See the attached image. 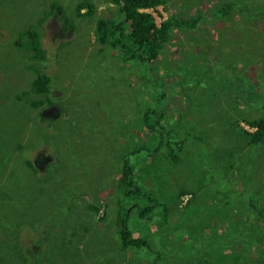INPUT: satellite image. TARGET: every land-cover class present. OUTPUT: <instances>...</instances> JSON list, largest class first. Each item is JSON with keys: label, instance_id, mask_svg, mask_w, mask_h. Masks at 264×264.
Masks as SVG:
<instances>
[{"label": "rangeland", "instance_id": "rangeland-1", "mask_svg": "<svg viewBox=\"0 0 264 264\" xmlns=\"http://www.w3.org/2000/svg\"><path fill=\"white\" fill-rule=\"evenodd\" d=\"M164 1V5L150 9L157 26L173 16L182 21L192 19L176 30V39L162 55L164 64L159 66L170 62L173 64L170 72L179 75L178 79L174 76L164 79L162 91L154 72L147 71L143 63L123 57L120 47L102 48L96 43L99 19L116 22L122 18L119 8L109 0H0V97L6 94L0 101H4L0 105V138H3L0 141V184L7 188L0 186V243L17 236L8 229L16 224V217L27 214L31 220L38 214L41 223L31 226L28 234L22 235L25 250L12 264H118L123 254H118L120 242L114 234L116 230L109 225L114 219L106 227L98 220L100 213L94 218L88 216L95 215L89 207L104 205L107 201L102 189H108L110 177L114 178L121 154L141 147L143 151L137 158L132 157V161L139 162L136 172L144 176L141 182L146 189L144 193H152L160 204L157 208L174 204L176 193L189 189L203 190L206 202L205 206L195 200L189 206L192 210H202L205 206L212 218L226 212L227 223L221 221L217 231L203 232L210 236L219 232L220 236L228 237L226 227L232 229L239 222L241 207L238 203L245 190L244 183L253 189L263 182L264 153L258 152L256 160L252 159L240 128L253 131L243 119L252 115V111L244 109H249L247 106L256 99L248 96L246 103L239 104L240 94L235 92L239 86L225 85L221 89L220 85L235 80L237 73L231 72L225 78L226 68H221L223 65L219 63L223 55L217 59V53L211 51V47H202L201 43L218 40L221 52L237 47L238 55L229 57L231 64L244 62L256 67L258 61L264 63V23H258L257 28L222 31L217 39L216 25L224 19L213 17L210 9L228 0ZM87 3L93 6L94 13L87 17L90 10L84 7L77 15L78 5ZM55 5L62 11L56 8V13L52 14ZM43 17L46 18L42 31L48 60L41 67L53 77L52 91L57 97L40 111L45 116L58 113L54 116L59 118L54 121L58 122L54 128L38 121L37 109L23 113L24 121H21L9 107L16 96L23 109L38 98L31 91L35 73L30 68L31 64H38L24 60L14 42L26 25H37ZM194 19L198 21L192 24ZM68 22L72 23V29L67 26ZM253 57L256 60L249 63ZM206 65L214 73L212 79L208 78L206 69L201 72ZM245 75L252 82V74L247 71ZM244 86L250 87L248 82H244ZM217 87L219 91L228 90L226 93L230 96L214 97L212 91ZM23 92H28L29 97L22 96ZM231 98L239 107L231 109V115L226 117L222 114L223 108L233 103ZM146 111L148 124L144 121ZM29 117L31 119L26 121ZM156 121H161V125L152 132L155 137H149L152 133L146 131L147 134L142 135L144 139L138 140L141 126L154 125ZM230 121L231 126L239 127L226 129L225 122ZM168 132L174 139L171 151L167 147L157 151L158 142H168ZM22 133L25 139L21 141ZM21 143L24 146L21 153L17 151V159H8L11 154L2 146L15 148ZM168 150L174 153L172 160L165 155ZM27 160L34 166H27ZM5 173L12 175L6 184L2 183ZM65 177H70L68 184L77 188L66 202L64 195H59L67 191V188L60 190ZM135 197L138 207L132 211L129 223L143 232L139 212L155 202L145 197L135 200ZM187 198L183 196L181 201L184 203ZM57 200L60 206L67 208V215H50L51 208L59 206ZM8 206L15 208L13 214ZM4 207L8 211L3 214ZM7 214L11 218L3 217ZM17 232L19 236V228ZM179 238L173 236L171 248L168 244L158 246L154 240L155 248L132 250L124 254L126 263L150 264L161 256L159 264H193L196 251L187 241V234ZM33 252L37 255L35 259ZM5 253L0 244V258Z\"/></svg>", "mask_w": 264, "mask_h": 264}, {"label": "trees", "instance_id": "trees-1", "mask_svg": "<svg viewBox=\"0 0 264 264\" xmlns=\"http://www.w3.org/2000/svg\"><path fill=\"white\" fill-rule=\"evenodd\" d=\"M254 1L255 3L250 5V3ZM109 2L119 8L122 18L120 20H115L116 22H111L106 18L99 19L96 28V43L99 42L102 48L109 47L114 49L120 47L119 49L123 51V57L128 60L137 59L140 63H143L147 71L154 72V76L158 78L159 85L161 86L159 89L161 90L162 87L164 88V79L169 80L172 76L178 79L179 75L177 73L170 72L171 66H173L172 63L168 62L165 66L159 65L161 63L164 64L162 55L165 50L169 49L170 45L173 44V40L176 39L178 33L176 30L186 26L184 23L185 21L191 23L192 17L183 19V21L181 19L180 21L175 16L169 17L164 20L160 26H157L153 14L148 10L156 9L159 6L164 5V0H109ZM84 7H88V10H90L87 11V17L94 13L93 6L91 4L88 5L87 3L78 5L76 9L77 15L80 14ZM56 8L58 12L62 11V8L55 5L53 6L52 14L56 13ZM210 11L213 17L224 19L223 22L216 25L217 39L222 31L228 29L230 31H233L234 29H247V27L257 28L258 23H264V18L261 19L264 17V0H261V3L258 2V0H228L221 3L219 6H214ZM198 17L199 19L201 18L200 16ZM45 20L46 18L43 17L37 25H26L25 29L19 32L18 37L14 42L18 45V49L21 50L24 60H27L29 63L33 62L38 64V66L31 64V69L35 73V79L31 83V91L34 93V97L38 98L31 101L28 107L23 109V104L17 96H14L16 101H12L9 107L13 114L19 119H22L21 121H24L22 118L23 113H28L30 109H37V116L40 119L38 121H43L46 124V127L50 126L51 128H54L58 123H54V121L59 118L45 116L40 111V108H43L45 104L46 106L51 105L53 103L52 99L57 97L52 91L53 77L48 75L41 67V65L48 60V54L45 50L47 47L45 46L44 33L42 31V25ZM195 21H198V19H194L192 24L193 22L195 23ZM67 26L72 29V23L68 22ZM213 43L209 40L204 42V44L201 43V45L202 47H211V51L217 53V59L219 55H223L221 56L222 59H219V63L223 65L221 68H226L223 72L225 78L228 77L231 72L237 73L236 79L223 82L220 85V87H222L221 89H223L225 85L229 87H233V84L239 86L236 90L234 89L236 93L240 94V96L237 97L239 99V104L246 103L248 96L256 99L255 103L250 102L251 105L247 106L249 109H244L252 111V115L249 117L245 116L243 119L247 126L253 131H248L240 127L242 129V138L248 144V152L252 154V159L256 160L258 152L264 153V63L260 60L256 64V67H253L250 63L256 60L255 57H253V59L249 61L250 64L239 62L236 65H232V60H230L229 57L238 55L237 47L232 48L231 51L225 50V52H221L219 50L221 45L218 43V40ZM215 44L217 46H214ZM206 61L207 60H205V62ZM207 63L212 64L209 60ZM208 67L209 65L202 67L201 72L204 69L209 71L207 69ZM184 71L183 68L182 72ZM247 71L253 76L252 82L249 77L245 75ZM213 74L212 71H209L208 78L212 79ZM161 76L164 78H161ZM244 82H248L250 87L244 86ZM215 91H217V93H215ZM212 92L214 97H219L221 94L229 95V93H226L228 90H226V92L223 90L219 91V87ZM5 96L6 94L2 93L0 101ZM22 96L29 97V93L23 92ZM40 96L42 98H40ZM231 99L234 100L233 103L230 106L223 108L222 114L226 115V117L231 115V109L236 108V106L239 107L238 102L234 98ZM3 102L4 101L1 103ZM58 106L61 105L59 104ZM243 107L245 106H242V108ZM60 108L61 107H59V109ZM152 113L157 114V112ZM28 119L31 118H26V121ZM144 121L146 124L150 122V119L147 116V111L145 113ZM160 125L161 121H156L154 125H145V127H142L140 131L141 138H138V140L144 139L142 135L145 136L147 134L146 131L152 133ZM236 126L239 127V125L231 126V121L225 122V128L227 129L228 127V130ZM21 135L22 141L25 138L23 133ZM155 135L156 134L152 133L148 136L155 137ZM171 137V132H168V142L165 144V141L161 140L158 142L156 150L158 151L165 147L170 150L172 141L174 140ZM2 139L3 138H0V141ZM21 146H24V144L21 143V145L15 148L6 145H3L2 147L11 154L7 158L13 160L17 159V151H20L21 153ZM169 150L165 155L172 160L174 153L169 152ZM142 151L143 147L120 156L118 162L119 165L117 166L114 178L110 180L108 189H102L107 196V201H104V205H91L89 207L95 215L91 214L88 216L94 218L100 213V215H98V220L101 223L103 222L106 227L108 222L111 219H114V223H110L109 225L116 230L114 234H116V237L120 242L118 254H123V256L120 255L118 264H127L125 256L132 250L136 252V250H142L144 248H155L154 240L158 243V246L168 244L171 248V240L173 236H178L179 238L185 234H187V241L189 240V243L192 244V248L196 251L192 257L193 264H264V180L262 183L254 186L253 189L244 183L243 189L245 190L243 191V194L240 195L238 203L241 207L238 219L239 222L234 224L232 229L226 227L228 237L220 236V234H218L219 232L210 236L209 233L204 234L203 232H208L212 229L217 231V228L221 225V221L223 224L227 223V221L224 220L225 217L227 219L226 212H219L217 216H214L213 218L210 217L205 209L206 202L203 190L192 191L189 189L178 191L174 198V204H166L163 208H157L160 204L151 195L152 193L150 191L144 193L146 189L141 185L144 176L136 172L138 171L139 162L136 160L134 162L132 161V157L137 158ZM14 154H16V156H14ZM258 159H260V155L258 156ZM25 164L29 167L34 166L33 162L30 160H27ZM11 176V174L9 176V173H5L2 177V183L6 184L7 179ZM69 181H71L70 177H65L64 181H62L64 185L60 190L64 191L63 189L67 188V191L62 194L64 195L63 200H67L72 194H74L72 193L75 189L74 185H71V183L68 184ZM0 186L4 187L2 184H0ZM5 189L7 190V188ZM8 193L10 194L11 192L8 191ZM8 193L5 192V194ZM185 195L191 197L186 203H183L181 198ZM134 197L135 200L145 197V200L155 202L154 205L146 206L139 212V217L143 219L144 223V225H142L144 228L143 232L134 229L129 223V217L131 216L132 211L138 207L137 203L134 201ZM195 200L202 201L205 204L202 210L195 208L192 210V207L189 208L190 204ZM114 202H116V204ZM129 202L132 204L128 205ZM210 202L211 201H208V203ZM229 204L230 202L228 205ZM180 205L184 207H180ZM8 207L12 208L13 214L15 208L11 206ZM56 208L57 207L51 208V216H65L57 214ZM26 210H29V208ZM7 211V208L4 207L3 214L7 213ZM206 214L208 215L207 217ZM3 217L6 219L11 218L8 214ZM202 218H206V220L202 222ZM16 219V224H11L8 226V229L17 233V236L1 240L0 244L6 253L0 258V264H12L13 261L22 254V250H25L23 247L24 241L22 235L28 234V230L31 226L37 227L41 225L38 214L32 216L31 220L30 218H27V214L21 217H16ZM42 225L43 227L48 226V224ZM165 227L168 228L167 231L165 230ZM17 228H19V236ZM135 252L132 254L134 255ZM36 257V253L33 252L32 258L35 259ZM160 262H162V258L161 256H158L153 263L151 262L150 264H159ZM34 264L43 263L34 262Z\"/></svg>", "mask_w": 264, "mask_h": 264}, {"label": "clouds", "instance_id": "clouds-1", "mask_svg": "<svg viewBox=\"0 0 264 264\" xmlns=\"http://www.w3.org/2000/svg\"><path fill=\"white\" fill-rule=\"evenodd\" d=\"M31 68V67H30ZM35 79V78H34ZM142 127H145V125H142L141 126V128ZM139 142V141H138ZM123 154H121V156H122ZM46 161H48V159L46 160ZM118 165H119V163H118ZM116 169H117V167H116ZM49 173V172H48ZM110 180H112V177H110ZM77 186V185H76ZM77 188H75L74 190H76ZM73 190V191H74ZM59 195H62V194H59ZM73 195V194H72ZM71 195V196H72ZM56 196H58V195H56ZM56 196L54 197V198H56ZM70 196V197H71ZM185 196H187V195H185ZM70 197L66 200H64V202H66V201H69V199H70ZM191 196H188V198L184 201V203H186L187 202V200L190 198ZM57 202L59 203V206H58V208H57V210H58V214L59 215H67V208H64V205L63 206H60V205H62V204H60V202L57 200ZM57 216V215H56Z\"/></svg>", "mask_w": 264, "mask_h": 264}, {"label": "flooded vegetation", "instance_id": "flooded-vegetation-1", "mask_svg": "<svg viewBox=\"0 0 264 264\" xmlns=\"http://www.w3.org/2000/svg\"><path fill=\"white\" fill-rule=\"evenodd\" d=\"M58 110H60V109H58ZM57 114H58V113H56V114H52V113H51V114H49V115H52V116H57Z\"/></svg>", "mask_w": 264, "mask_h": 264}, {"label": "crops", "instance_id": "crops-1", "mask_svg": "<svg viewBox=\"0 0 264 264\" xmlns=\"http://www.w3.org/2000/svg\"><path fill=\"white\" fill-rule=\"evenodd\" d=\"M150 12V10H148Z\"/></svg>", "mask_w": 264, "mask_h": 264}]
</instances>
